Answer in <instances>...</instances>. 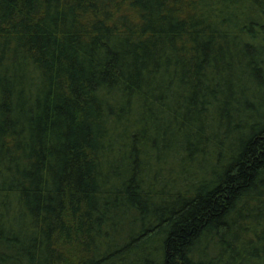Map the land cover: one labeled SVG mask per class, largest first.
<instances>
[{
    "label": "trees",
    "instance_id": "trees-1",
    "mask_svg": "<svg viewBox=\"0 0 264 264\" xmlns=\"http://www.w3.org/2000/svg\"><path fill=\"white\" fill-rule=\"evenodd\" d=\"M0 264H264V0H0Z\"/></svg>",
    "mask_w": 264,
    "mask_h": 264
},
{
    "label": "rangeland",
    "instance_id": "rangeland-1",
    "mask_svg": "<svg viewBox=\"0 0 264 264\" xmlns=\"http://www.w3.org/2000/svg\"><path fill=\"white\" fill-rule=\"evenodd\" d=\"M154 166V165H153Z\"/></svg>",
    "mask_w": 264,
    "mask_h": 264
}]
</instances>
